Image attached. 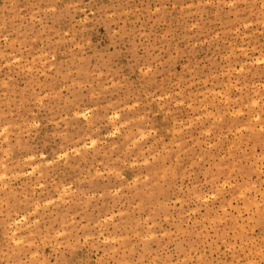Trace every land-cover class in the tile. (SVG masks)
I'll use <instances>...</instances> for the list:
<instances>
[{"label":"rangeland","instance_id":"1","mask_svg":"<svg viewBox=\"0 0 264 264\" xmlns=\"http://www.w3.org/2000/svg\"><path fill=\"white\" fill-rule=\"evenodd\" d=\"M0 264H264V0H0Z\"/></svg>","mask_w":264,"mask_h":264}]
</instances>
